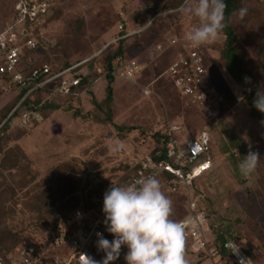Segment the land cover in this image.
<instances>
[{
	"label": "rangeland",
	"instance_id": "obj_1",
	"mask_svg": "<svg viewBox=\"0 0 264 264\" xmlns=\"http://www.w3.org/2000/svg\"><path fill=\"white\" fill-rule=\"evenodd\" d=\"M156 1L164 10H177L181 3ZM126 5L133 6L122 35L119 12ZM141 5L139 0H55L56 16L43 18L34 26L36 33L47 36L49 47L55 46L52 54L59 61H87L105 49L110 52L124 39L125 55L136 59L142 71L135 80L114 78L112 101L107 104L104 81H95L92 90L82 96V103L71 108L65 97L42 91L30 94L37 116L25 122L21 114L30 109L20 107V101L0 87V232L10 233L3 249L37 239L39 251L46 252L58 217L77 199L92 198L123 181L136 164L149 158L153 135L165 123L176 122L184 128L179 135L183 142L204 130L211 136L212 169L195 181L192 198L213 214V235L217 229L224 232L255 264H264V126L248 116L242 105L243 87L219 60L225 36L218 34L204 43L216 44L212 56L220 90L216 111L208 116L181 100L162 76L181 47L169 49L163 36L172 29L180 35L198 20L177 12L136 34L151 21L148 14L137 17ZM243 8L246 13L234 19L236 48L251 73L248 86L257 91L264 88L260 52L264 46V0H245ZM9 12V5L1 3L0 21L8 18ZM97 63L95 58L91 70ZM146 87L151 90L148 95L143 92ZM116 145L120 147L112 151ZM249 151H255L259 159L245 176L238 165ZM161 188L172 201L171 218L179 220L187 210V198L166 186ZM193 243L185 235L188 263L211 264L203 254L192 251Z\"/></svg>",
	"mask_w": 264,
	"mask_h": 264
},
{
	"label": "built area",
	"instance_id": "obj_2",
	"mask_svg": "<svg viewBox=\"0 0 264 264\" xmlns=\"http://www.w3.org/2000/svg\"><path fill=\"white\" fill-rule=\"evenodd\" d=\"M141 8L142 6L137 8V17L139 18L147 14ZM54 14L55 0H14L13 20L5 22L0 28V77L8 79V82L0 80L3 82L0 84L2 92H8L11 86L27 89L25 97L42 91L53 96L77 98L89 92L88 86L81 88L82 77L76 76L72 72L74 68L85 61L60 71L52 70L49 64H42L30 70H26V67L20 65L25 52L37 47L39 42L37 36L40 37L43 44L49 47L47 43L50 41L47 36L36 33L34 26L39 20ZM119 15L125 24L129 23L128 13L123 9ZM153 19L151 18L149 24ZM198 23L195 21L189 24L187 32ZM203 44L192 46L185 38L180 39L177 35L172 36L169 46L180 45L181 47L170 60L166 74L174 88L185 98L187 104L211 115L212 108L217 103V96L215 88L206 83L205 58L201 52ZM29 61L33 62L34 60ZM141 71L140 64L134 58L118 56L111 62V73L115 78L135 80L139 78ZM143 92L148 95L151 90L146 87ZM30 116H37L34 110L24 111L21 114V119L25 122ZM163 129L164 135L168 138L165 146V158L154 160L149 156L148 159L141 162L140 167L133 173L127 184L149 174H154L158 179L166 174L168 177L165 181L162 180L169 191L182 193L189 197L187 212L179 220L188 219L185 235L194 240L192 251L196 254L203 253L201 256L208 258L211 264H223L219 248L213 246L215 235H213L210 224L213 214L199 206L192 198L195 181L212 169L211 136L207 130H204L198 136L183 142L179 138V135L184 131L181 124L168 122L163 126ZM92 204L93 206L90 208L77 207L58 221L51 232L50 246L46 252L39 251L37 242H30L18 247L14 252L0 256V264H84L85 258L88 257L100 260L104 254L96 247L97 237L95 234L100 232L106 238L109 233L105 231L103 223L102 199L95 200ZM84 211L91 212L87 214ZM77 212L81 213V216L78 217ZM67 245L72 247L71 253L61 256L52 255L48 260H45V255L49 250L56 246ZM223 246L238 264H255L235 241L228 240ZM126 251L127 249L122 246L120 255L113 264H125L124 254Z\"/></svg>",
	"mask_w": 264,
	"mask_h": 264
},
{
	"label": "clouds",
	"instance_id": "obj_3",
	"mask_svg": "<svg viewBox=\"0 0 264 264\" xmlns=\"http://www.w3.org/2000/svg\"><path fill=\"white\" fill-rule=\"evenodd\" d=\"M225 7V0H181L177 11L199 21L186 33L185 40L199 46L215 39L224 27ZM238 11L241 16L246 13L245 8ZM252 104L264 113V88H258ZM119 147L114 146L112 151ZM258 159L255 151H249L238 165L240 173L249 175ZM101 211L105 231L112 239L96 232V247L104 255L100 260L85 258L84 264H113L122 246L127 249L125 264H188L184 251L188 219L171 218L172 201L154 174L129 184H111L103 193ZM77 216L81 213L77 212Z\"/></svg>",
	"mask_w": 264,
	"mask_h": 264
},
{
	"label": "trees",
	"instance_id": "obj_4",
	"mask_svg": "<svg viewBox=\"0 0 264 264\" xmlns=\"http://www.w3.org/2000/svg\"><path fill=\"white\" fill-rule=\"evenodd\" d=\"M139 1L142 4L141 6L145 10V12L151 18H154V19L146 28H144L141 31H137L138 33H136V34H140L142 31H146L148 28H151V27L159 24L160 20H161L160 18L163 19L164 16L177 15V12H178L177 10H174V9L164 10L161 6L159 7V5H157L156 0H139ZM244 1L245 0H225L226 7L224 9V27L219 33V34H224L225 41L222 44V48L220 49V53L218 52L219 53V60L220 61L222 60L223 68L231 76V78L243 87L244 99H243L242 105L245 109H247L248 116L251 119L257 121L258 123H260L261 125L264 126V123H261L262 121H264V113L258 112L253 107V104H252L256 90H252L248 86V85H251V82H252L251 81V78H252L251 73L249 70H247L245 68L244 60L236 48V43L238 40V33H237V30L234 26V19H235L236 15L239 14L238 10L240 8L244 7ZM1 3H4V4L6 3L7 5H9V10H10L9 14L10 15L8 18H6V19L3 18L0 21V28L2 27V25L5 22L13 20V17H14V0H0V4ZM131 6H133V5H126L124 7V9L123 8L122 9L128 13V12H130V10L132 8ZM55 16H56V14H55ZM119 20H120L119 34L123 35L125 32L127 24L124 23V21L122 20V18L120 16H119ZM186 33H187L186 28L183 29V31L180 33V35H179V32H175L172 29L171 31H168L167 34H165L163 36V39H165L166 43H168V45H169V42H170V39L172 36H174L175 34H178L177 36L180 39H183V38H185ZM37 40H39L38 45H36L37 47H35L33 50L26 51L24 56L21 58L20 65L23 67H26V70H30L32 68L39 67L42 64H49L51 66L52 70L60 71L63 69L70 68L73 65L77 64V63H71L69 61L62 62V61L55 59L54 55L52 54V50L55 46L53 45L52 47L51 46L48 47L47 45L43 44L40 37H38V36H37ZM123 44H124V39L118 40L117 44L115 45L113 50L106 53L107 49H105L103 52L98 54L96 57L81 63L76 68H74L72 71L73 74H75L76 76L82 77L81 88L88 86L89 92H90V90H92L91 86L93 85L94 81H96V80L104 81L106 84V92H107V96L104 99V103H106V104L110 103L112 101V96H113L112 84L114 83L115 76L111 73V62H112V60L118 56H121L124 58H131V57H128L127 55H125V49L123 47L124 46ZM215 46H216V44H214L213 46H210V44H207V45L203 44L201 52L205 58V79H206V83L208 84V86L215 88L216 96H217L216 97L217 98L216 105H218L220 102V95H219L220 90H219V87L217 85V80H215V77H214V70H215V67L217 65H216L215 60L213 59V56H212V50H213V48H215ZM169 49H170V46H169ZM260 52H261V55H263V57H262V60H263L264 59V46H262L260 48ZM95 58L98 61V63L96 64L95 68H93L91 70L90 66L93 65ZM29 60H34V61L31 62ZM79 62H81V61H79ZM168 65H169V63H168ZM168 65H167V67H168ZM167 67H166V69H167ZM166 69H165L164 74L162 76H164L165 79H167L170 82L171 87L173 88V90L175 91L177 96L181 100L186 102L185 98L174 88L172 81L170 80L169 76L166 74ZM0 80H2L3 82H8V79H6L4 77H0ZM27 91H28L27 89H18L15 86H11L8 93L11 96H13L16 101H18V100L20 101V102H18L20 107L21 106L22 107H28L30 110H34L37 105L36 106L32 105L29 102L30 101L29 97H25ZM57 97H64V96H57ZM64 99L69 102L68 105L70 106V108L74 105V103L81 104L83 101V97L75 98V97H71V96H65ZM215 111H216V106L212 108V114L211 115H213L215 113ZM203 112L208 115V113L206 111H203ZM14 113H15V111L12 114L14 115ZM211 115H208V116H211ZM164 125H166V123ZM163 131H164V129L162 128L161 130L157 131L153 135V141H152L153 149L150 152V157L153 158L154 160H161V159L165 158V146H166V143L168 141V138L166 135H164ZM2 132L3 131H1V134H2ZM158 152H161V154H158ZM2 161H4V159ZM140 164H141V161L135 165V167L133 168V171L130 175H128L123 181H121L119 183H115L113 185L127 184V182L132 177L133 173L138 169V167H140ZM167 177L168 176L166 174H164V175H162V178L159 179L161 182V186L167 187V185L164 184V181L166 180ZM108 188L109 187H106L105 189L101 190L99 193H97L92 198L77 199L75 201V204L72 206L71 209L64 211L62 213V215H60L58 217V219L55 221V224H54L51 232L53 231L54 227L57 225L58 221L61 218L65 217L68 213L72 212L75 208L80 207V206H83L84 208L92 207L93 201L102 199L103 193ZM181 195L184 196L185 199L187 198L186 203L188 204V196H186L184 194H181ZM184 212H185L184 213V215H185L187 210L185 209ZM214 234H215V241L213 242V246H214V244H216L217 248H219V254L221 255V262L223 264H238L237 261L232 257V255H230L225 250V248L223 246L226 241L231 240V239L228 238L226 235H224V232L219 231L218 229L216 230V232H214ZM9 236H10V233L8 231L0 232V256H2V255L4 256L6 254L14 252L18 247H21L23 245H26L27 243L34 242L37 240V239H32V240L27 239L25 242H22L19 245L15 244V245H12L8 249H3L5 247V244L8 241ZM106 238L109 240L112 239L110 234H107ZM242 251L248 257H250L247 251H245L243 249H242ZM71 252H72V247L70 245L63 246V247H57L56 246V248L51 249L48 251V253H46L45 260L46 259L48 260L52 255L61 256L64 254H69ZM201 254H203V253H201Z\"/></svg>",
	"mask_w": 264,
	"mask_h": 264
}]
</instances>
